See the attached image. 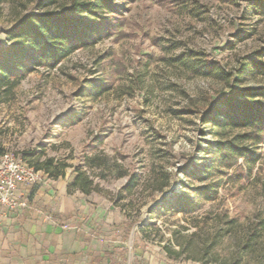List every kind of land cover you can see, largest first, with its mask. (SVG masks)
I'll return each mask as SVG.
<instances>
[{
  "label": "rangeland",
  "instance_id": "obj_1",
  "mask_svg": "<svg viewBox=\"0 0 264 264\" xmlns=\"http://www.w3.org/2000/svg\"><path fill=\"white\" fill-rule=\"evenodd\" d=\"M104 1L100 14L115 26L109 36L0 92V152L65 165L33 188H67L76 214L114 241L129 230L125 243L142 252L136 264H260L264 238L249 254L238 241L264 218V160L240 159L218 173V137L205 115L222 97L264 89V0ZM70 6L0 0V51L24 19ZM205 63L217 72L200 74ZM88 81L105 91L93 95ZM75 168L92 182L90 193L71 186ZM179 198L186 209L172 208ZM219 229L209 254L196 253ZM175 241L193 244L176 257Z\"/></svg>",
  "mask_w": 264,
  "mask_h": 264
},
{
  "label": "trees",
  "instance_id": "obj_2",
  "mask_svg": "<svg viewBox=\"0 0 264 264\" xmlns=\"http://www.w3.org/2000/svg\"><path fill=\"white\" fill-rule=\"evenodd\" d=\"M103 5H106L104 0H71V6L67 9L62 8L60 13L44 12L40 15H31L17 24L8 34L7 47L0 51V92L11 91L33 70L39 67L56 68L75 51L87 48L109 36L115 26L110 19L100 14L99 10ZM261 7L264 11V4ZM196 70L202 75L217 72L215 65L211 63L202 64ZM88 83L91 88L88 89L89 92L95 96L105 91L103 83L96 81ZM263 97V88L243 89L230 97H222L215 101L212 111L205 115V121L213 125L218 137L213 149L218 173L227 175V172L220 168L230 170L240 159H247L251 164H255L261 158L264 160V104L258 100ZM261 147L263 153L259 154L257 150ZM87 162L89 164V161ZM28 165L43 172L50 179H57L63 175L62 168L65 167L52 159L40 161L38 158L34 161L28 160ZM74 172L76 177L71 186L84 194L90 193L92 189L90 179L79 169L75 168ZM171 206L175 209H186V203L182 198ZM127 222L129 226L134 224V221ZM237 222V219L232 218L224 221V224L232 228ZM122 225L124 226V223ZM220 230L213 233L208 246H197L195 252L208 255L221 237ZM125 231L128 235L129 230ZM195 236L193 233L192 239ZM242 236L238 241L239 251L244 254L254 253L256 245L264 238V218L249 223ZM175 243L179 247L176 257H179L188 251L193 241L186 244L178 241ZM164 250L169 256L172 255L168 247H164ZM259 257L260 264H263L264 251L259 253ZM192 259L199 261L196 257Z\"/></svg>",
  "mask_w": 264,
  "mask_h": 264
},
{
  "label": "crops",
  "instance_id": "obj_3",
  "mask_svg": "<svg viewBox=\"0 0 264 264\" xmlns=\"http://www.w3.org/2000/svg\"><path fill=\"white\" fill-rule=\"evenodd\" d=\"M50 187L18 188L29 206L2 219L0 264H136L137 242L129 248L125 233L118 242L104 235L76 214L72 192Z\"/></svg>",
  "mask_w": 264,
  "mask_h": 264
},
{
  "label": "built area",
  "instance_id": "obj_4",
  "mask_svg": "<svg viewBox=\"0 0 264 264\" xmlns=\"http://www.w3.org/2000/svg\"><path fill=\"white\" fill-rule=\"evenodd\" d=\"M51 179L35 170L19 155L11 152L0 154V223L6 213L28 208L29 202L20 199L18 188L45 185Z\"/></svg>",
  "mask_w": 264,
  "mask_h": 264
}]
</instances>
